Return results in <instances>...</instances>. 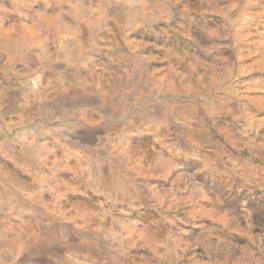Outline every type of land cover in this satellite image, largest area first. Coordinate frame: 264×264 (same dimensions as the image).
I'll return each mask as SVG.
<instances>
[{
  "label": "clouds",
  "instance_id": "clouds-1",
  "mask_svg": "<svg viewBox=\"0 0 264 264\" xmlns=\"http://www.w3.org/2000/svg\"><path fill=\"white\" fill-rule=\"evenodd\" d=\"M0 264H264V0H0Z\"/></svg>",
  "mask_w": 264,
  "mask_h": 264
}]
</instances>
